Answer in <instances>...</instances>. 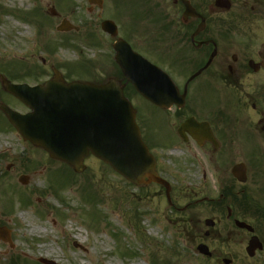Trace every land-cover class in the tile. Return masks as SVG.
Masks as SVG:
<instances>
[{
    "label": "rangeland",
    "instance_id": "374dc122",
    "mask_svg": "<svg viewBox=\"0 0 264 264\" xmlns=\"http://www.w3.org/2000/svg\"><path fill=\"white\" fill-rule=\"evenodd\" d=\"M124 5L125 0H104L102 7L89 0H0V64H9L16 78L22 75L30 84L36 83L37 72L39 79L49 80L54 68L63 75L72 72L74 79L92 81L95 74L100 77L111 53L101 22L117 17L119 27H125ZM236 15L231 11L228 18ZM63 19L79 27L78 31L57 30ZM252 24L249 35L253 38L254 30L259 45L264 42V21ZM236 25L230 28L239 41L245 30ZM16 62L31 70L13 68ZM7 71L0 66V74L7 76ZM175 81L182 83L184 78ZM228 88L220 81L214 85L220 110L232 116L235 110ZM258 88L264 100V84ZM247 89L255 90L254 86ZM0 98L14 110H29L1 83ZM132 100L148 116L150 134L157 137L166 130L153 122L158 111L151 104L137 94ZM161 142L164 146L151 145L161 175L172 184V203L164 188L136 186L92 154L84 157L82 173L73 171L66 162L51 159L47 151L24 140L0 114V227L8 228L11 238V243L0 239V264H42L40 257L57 264H152L156 258L157 264H167L165 260L225 264L224 258L230 264H264V250L254 257L246 253L250 234L235 228L227 212L210 203L218 199L225 184L234 185L235 190L242 186L231 175L237 154L232 151L224 163H211L193 145L182 144L176 150L169 147V140ZM23 175L29 176L26 184L20 181ZM245 187L254 193L250 178ZM206 218L216 221L214 228L205 225ZM34 226L39 227L35 232ZM122 242L130 244V256L119 253ZM200 243L209 246L211 257L197 251Z\"/></svg>",
    "mask_w": 264,
    "mask_h": 264
},
{
    "label": "flooded vegetation",
    "instance_id": "af4514ba",
    "mask_svg": "<svg viewBox=\"0 0 264 264\" xmlns=\"http://www.w3.org/2000/svg\"><path fill=\"white\" fill-rule=\"evenodd\" d=\"M133 1L126 3L125 27H118V36L111 40L108 55L112 63L102 67V80L115 78L122 84L125 82V76L115 64L118 37L174 81L184 78L181 84L176 83L181 93L186 92L182 107L173 105L163 110L151 104L158 111L157 117L152 116L153 122L166 127L157 137L149 133L148 116L144 115L143 107H139L137 115L142 136L150 147L151 142L158 144L165 140L193 145L203 150L211 163H224L227 155L235 152L238 158L233 167L239 163L246 166V183L250 178L254 193L245 187L246 183L237 181L242 185L240 188L235 190L234 185H226L225 195L219 197L227 201L226 217L234 222L239 210V219L254 227V233L264 245V100L258 94V86L264 84V42L257 45L254 30L253 38L249 35L252 23L264 21V0H229L232 8L227 11L218 7L216 0H187L201 15L199 17L184 16L186 6L182 0H136L139 9L131 5ZM234 10L237 15L231 19L242 25L246 34L242 33L240 41H231L226 32L228 13ZM202 23L204 27L197 32ZM216 48L218 52L210 61ZM194 74L198 76L189 79ZM216 81L229 87L230 106L235 110L232 116L223 114L219 108L214 90ZM253 86L255 90L248 91L247 88ZM128 87L127 84L124 92L132 94ZM247 109L252 113L246 112ZM190 117L197 123H207L210 130L206 128L204 132L194 126L181 134L179 128ZM192 133L198 134L199 139Z\"/></svg>",
    "mask_w": 264,
    "mask_h": 264
},
{
    "label": "water",
    "instance_id": "95a60500",
    "mask_svg": "<svg viewBox=\"0 0 264 264\" xmlns=\"http://www.w3.org/2000/svg\"><path fill=\"white\" fill-rule=\"evenodd\" d=\"M90 1L102 4L103 0ZM223 1L225 0H219L217 4L223 6ZM186 6V14L198 15L192 6ZM226 6L230 8L228 2ZM70 26L68 21H63L59 29L68 31ZM102 29L110 35L117 34L116 25L111 20L104 21ZM118 48L123 53L122 57H117L122 71L145 98L165 109L179 102L177 100L180 94L167 75L163 72L158 74L157 68L149 62L144 61L139 66L135 63L131 65L129 57L133 52L124 41L119 42ZM214 55L215 53L212 57ZM4 88L31 109L29 113L22 114L0 102V109L25 140L43 147L51 157L68 162L78 172L85 168L84 157L92 153L137 185L150 182L163 184L169 196L170 185L159 178L156 160L140 136L133 106L117 81L112 80L102 85L77 81L66 83L56 73L55 78L43 85H15L6 80ZM183 99L184 96L181 95V104L184 103ZM190 121L186 122V126ZM245 170L244 165H236L232 173L241 182H245ZM22 180L27 182V177ZM206 223L214 225L211 219ZM236 225L253 231V227L239 220ZM4 230L5 228L0 229V238L4 236ZM262 247L259 238L252 236L246 249L250 256H254ZM198 249L211 255L207 245L202 244ZM40 260L45 264H55L50 260Z\"/></svg>",
    "mask_w": 264,
    "mask_h": 264
},
{
    "label": "bare ground",
    "instance_id": "6f19581e",
    "mask_svg": "<svg viewBox=\"0 0 264 264\" xmlns=\"http://www.w3.org/2000/svg\"><path fill=\"white\" fill-rule=\"evenodd\" d=\"M27 218H30V217H29V216H27ZM29 224H30V225H34V224L31 222V221L29 222ZM38 228H39V227H35V226H34V228H33V230H32V231H34V232H35L36 230H38Z\"/></svg>",
    "mask_w": 264,
    "mask_h": 264
}]
</instances>
